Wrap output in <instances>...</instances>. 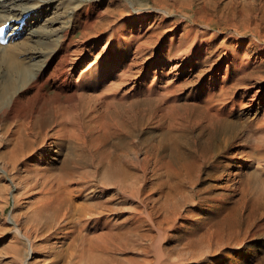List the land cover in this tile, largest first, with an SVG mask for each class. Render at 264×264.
Here are the masks:
<instances>
[{"label":"rangeland","instance_id":"obj_1","mask_svg":"<svg viewBox=\"0 0 264 264\" xmlns=\"http://www.w3.org/2000/svg\"><path fill=\"white\" fill-rule=\"evenodd\" d=\"M66 1H69L70 6H72V7L77 6L78 11L81 10L82 13H83V11H85L87 13L85 15H83L84 18L82 17V19L79 21V25L77 26L75 38H74V40L76 42L74 41L72 43V45L70 46V48L69 47H68V49L63 48L61 51L62 54L68 55V53H69L70 54L69 58H63V59L59 58L60 60L57 59L55 66L60 64L59 61H61V60H63V64H61L60 67L58 65V68L62 69L65 66H70V67H68V69L70 70V73H71L70 79L74 80V81H77V78H78V80L80 79L79 81L75 82L77 84L79 83L78 84V90L74 91L75 94L73 92H70L67 95H65L64 97H58L56 95H52L51 97H46V96H44V94H46L44 92H41L39 95L35 94L36 90L33 89L32 83H29L28 86L26 87V91H28V93L30 94L32 99L29 98V99H27V101L24 100V102L18 107L20 109H18L17 111H18V115L20 114L21 116L24 114L25 115L26 114H28V115L33 114L34 121H32L31 124L33 125V127L35 126L33 123H35L37 125V126H35V129L34 128L33 129L35 132L42 133V136H40V137L45 138V139H41V141H45V142H43L42 144L40 143V146L36 147L38 149V150L36 149L38 151V153H40L42 151L43 152L45 151V153H46V156L44 158V164H46V165L41 164L42 167H40V169L48 168L50 170V173L52 171L57 173V174H55V176L62 174L61 168L64 165L65 160L67 159V155L71 151L72 152L70 153V155L71 154L74 155L73 154L75 152V150L73 149L74 146L81 144V143L78 144L77 139H79V137L80 138L82 137L81 139L82 140L84 139L83 142H85L87 144H88L87 140H89L88 145L84 143L85 144L84 149H87V152H86V150H84L82 148L87 153V155L89 154L88 155L89 159L86 162V164H84L82 166V168L80 167V168H76L74 170L75 171L74 172L75 173V180H73L71 183H69L70 186H69L68 197L70 198V196L72 195L71 196L72 198H70V199H72V204H74L73 205L74 207L72 209H74L75 207L80 208V209H77L78 211H76V209L74 210V212L76 213L75 216H74V212L72 211V213H73L72 218L74 219V217H75L74 220L72 219L73 221L71 219L67 220L63 216H61V218H59V221L54 218V217H56L54 215L57 214L55 212L56 209H54L55 204H52V202L54 203V201H53L54 195H52V194L50 195L47 193V191H45L46 188L43 187L45 184L41 180L42 176L38 175L37 172H31V167H33L35 164L38 165L36 159L33 160V158H30L31 160L29 159L26 162L24 160L19 159L18 160L19 162H17V161H15L16 159L13 160V158H12L13 152L10 154V150L12 151V148H14L15 142H17L16 132L19 128V125L21 123H23L22 122L23 120H20V122H17L15 120L16 117L13 116L12 117L13 119L11 117H8V111L1 112V114H0V136L2 138L0 137V160L3 163L0 162V165H1L0 166V195H1L0 196V205H1L0 206V264H23V262H24V264H67V263L68 264H79L76 260L81 259V260H79V262H81V263L84 260L86 261V259L83 260V258L87 254H90V253L92 254L93 252H95V250L99 249L98 248L99 245H102V244H104L105 241H107L108 236L106 234H108V235L114 234L116 239L115 240L113 239L112 243L116 242V243H119L125 247V249L122 251V254L120 253L119 255H116L117 258L120 260V263H122V264H132L133 262H134L133 264H144V262L146 260H149L151 262V264H174L176 262H177L176 264H180V263L181 264H188L189 262H190L189 264H192V263L193 264H264V193L261 194L262 192H264V189L263 190L259 189L260 186H261V189L264 188V186H263L264 180H260L261 176H263L261 173H259V170H260V172H262L261 168L259 167L258 164H255V165H252L251 168H243L242 170H240L239 165L237 164V161H231L229 159L228 160L218 159L216 161V163L212 162V160H211L210 163H206L205 158L203 156L204 154L202 152L203 151V149H202L203 145L202 144L204 143L203 140H205V138L209 137L207 135H209L211 133V130L213 131L215 126H218L217 124H220L222 122V120H224V118L226 119L227 117H229L228 119L236 120V121H240V120L243 121L244 119H248L249 121H251V120L253 121V119L256 120V118H258V117H259L258 119H262V118L264 119V101L262 103H260L259 105H255V106L251 105L250 103L246 104L245 106L241 107L243 109L237 110L238 112L236 111L234 114L229 116L227 113H226V115H223L222 113L219 114L218 111L221 109V107H222L221 105H220L221 107H219V105L216 103L215 104L214 103L213 104L207 103V102L203 103V102H201V100L200 101L197 100L198 103L197 102L194 103L195 102V101H193L195 99L194 97L188 98V96L197 93L198 92L197 90L200 89V85H201V83H203V81H201L202 75H204V79L207 77V79H206L207 84L209 83V78H210V73H211V71H209V70H211L212 65H214L218 62V59L219 60H220V58L224 59L225 55L226 56L229 55L230 58H233L234 54H238L239 58H241L242 60L245 58H253V59L255 58L254 61H259L261 58H264V57H261V56L255 54V50L258 49L256 46L257 40H258L259 36H264V19H263L264 18V15H263L264 14V2H262L261 0H190V1L189 0H66ZM112 1H113V3H112ZM174 1H176V2H174ZM123 5H124V7H123ZM164 5L166 6V8ZM249 6H251V7L253 6V7L251 8ZM116 7H118V8H116ZM162 9H163V11H162ZM118 13H121V14H118ZM130 13H131V15H130ZM169 13H170V16H169ZM161 19H163V20H161ZM84 21H87V22H85L86 24L84 23ZM233 22H235V23H233ZM110 24H111V26H109ZM104 28H105V30H104ZM137 28H139V30H137ZM99 30H100V32H99ZM146 30H147V33L149 32L148 34L144 33ZM84 32L86 33V35H83ZM244 33L247 34V36H244L243 35ZM142 34H143V36H142ZM129 35H130V37H129ZM174 38H176V39H174ZM151 39L152 40L155 39V40L152 41ZM147 41H149V42H147ZM100 43H102V44H100ZM106 44H107V46H106ZM78 45H79V47H78ZM140 45H143V46H140ZM144 45H146V47ZM187 45H188V47H187ZM128 46H129V48H128ZM139 46H140V48H139ZM113 47L115 49L116 48L121 49L123 54H124V56H123L124 58H111V61L109 63H106V65H105L104 61L106 59V56L109 55V53ZM132 47H133V49H132ZM136 49L139 51H137ZM158 49L160 50V52ZM168 49H170V51ZM141 50H142V52H141ZM204 50H205V53H204ZM217 50H218L219 55L217 54ZM246 50H249L250 54L244 53ZM175 53H176V55H175ZM191 54H192V56H191ZM74 55H76V56H74ZM177 55H179V56H177ZM172 56L173 57L175 56V57L173 58ZM73 57H75V58H73ZM97 57H100V58L97 59ZM132 57H134L133 58L134 60L132 59ZM94 58H95V60H94ZM140 58H141V60H139ZM196 58L203 59L201 64H199L197 66V68H195L196 66L194 65V63H195L194 61ZM64 59L65 60L68 59L69 61L68 60L65 61ZM120 59H123L124 61L125 60L126 61L121 63V62H119ZM53 61L55 62L56 59H52L51 62L54 63ZM117 61L119 63H116ZM130 62H132L133 64H135V63H137V64L133 65V64H130ZM91 64H92V66H90ZM114 64L117 67L112 70V66ZM140 64H143L144 66L140 65ZM0 65H1L0 66V81H2L3 79L6 80V77H7L6 68L2 64H0ZM100 65H102V66H100ZM127 65H129V66H127ZM191 65L195 66L194 67L195 74L192 71ZM200 65L205 70H203L200 67ZM87 66H88V68L86 69ZM108 66H109V68H108ZM139 66H141V67H139ZM227 66H228V63H224L223 67L220 70H217V72H215L216 70L214 71L216 76H217V79H218L217 81H218L219 85L221 84L220 81L226 75V72H227L226 67ZM94 67H95V69H94ZM103 68L106 71L105 74L100 76V77H97ZM129 68H130V72H129ZM121 69L124 71L126 69V71H127V73L125 71L126 75H125L124 71L122 72ZM131 69H132V73H131ZM174 70H175V72H174ZM84 71H86V72H84ZM167 71H168V73H167ZM255 71L256 70H252V69L249 70L246 73V74H248L246 76L250 77V75H255ZM118 72H120V73L118 74ZM121 72L124 74L121 75ZM80 73L82 74V76ZM129 73H131V75ZM83 74H84V76H83ZM192 75H194L193 78H191ZM84 77L85 78L87 77L86 78L87 80ZM88 77L90 79H88ZM94 77H97V78L95 79ZM117 77L118 78L120 77V78L117 80ZM123 77H125L124 80H122ZM98 78H100V79H98ZM83 79H84V81H83ZM126 79H127V81H126ZM113 80H115V81H113ZM121 81H122V83H121ZM123 81L125 83H123ZM54 82L55 81H53V80L48 81L47 86H46L47 88L45 87L46 88L45 91L48 90V91L53 92L55 90L54 88L56 86L54 84ZM187 82H189V83H187ZM117 83H119L120 85L119 84L117 85ZM252 83H255V81L253 80ZM196 84H197V86H196ZM88 85H90V86L88 87ZM110 86H112V87H110ZM247 86L248 87H251V86L255 87L254 91H252V94H255L256 90H259L260 87L264 91V85L259 86L257 84H253V85L249 84ZM80 87H82L83 89ZM155 87H156V89H155ZM240 87H245V86L243 84ZM79 88L83 91H81ZM149 88H151V89H149ZM173 88H177V89L173 90ZM97 89H99L101 91H99ZM178 89H179V91H178ZM150 90H152L153 93H151L152 91H150ZM162 90H164V91L161 92ZM159 91L161 92V94ZM158 92H159V94H158ZM79 93H81V94H79ZM116 93H117V96H116ZM149 93H151V95ZM173 93H175V94H173ZM205 93H206V95L209 94L208 89H206V91L202 92V95L204 97H205ZM32 94H34V95H32ZM69 94L73 95V97L70 98L71 95H69ZM83 94H85V95H83ZM35 96H36V98H35ZM173 97H177V99L173 98ZM262 97L264 100V94L263 93H262ZM49 98H50V100H49ZM44 99H45V101H44ZM186 100H187V102H186ZM190 100H191V102H190ZM175 101H177V102H175ZM44 102H46V104H44ZM48 103H49V105H48ZM50 103H51V105H50ZM66 103H67V107H65ZM205 103H206V105H205ZM184 104H186V105L184 106ZM209 104L212 105L210 108H209V106H210ZM46 105H48V106H46ZM196 105H198V107ZM213 105L215 106V108H213L214 107ZM51 106H53V108ZM195 106L197 108H195ZM41 107L43 108L42 110H40ZM56 107H58V108H56ZM258 107H260V108L258 109ZM47 109H49V110H47ZM50 110H51V113H50ZM39 111H43V113L42 112L38 113ZM42 114H44V115H42ZM45 114L47 115L46 118H45ZM240 114L242 115V117ZM221 115H223V116L220 117ZM37 116H38V119L36 118ZM69 117H71L72 120L71 119L69 120L68 119ZM244 117H247V118H244ZM40 118H43V119H40ZM35 119L37 120V122L35 121ZM11 120H12V122H11ZM42 120H43V122H42ZM44 120L46 121L47 126H46V123H45V125L43 124L45 122ZM47 120L50 122H47ZM8 121L13 123L12 124L13 126L10 124L12 128L10 127V129H8L6 131L8 126H10ZM40 121L42 123H40ZM218 121H220V122L218 123ZM66 122H67V125H66ZM68 122L69 123L71 122V123L69 124ZM177 123H179L180 125L178 124V126H177ZM174 124H175V126H174ZM40 125H42L43 128ZM5 126H7V127H5ZM75 126H77L76 128L78 130L75 128ZM70 127H74V129L69 130ZM170 127L172 130L169 129ZM36 129H37V131H36ZM38 129L41 131H39ZM47 129H49V130H47ZM42 130H43V132H42ZM45 130H46V132H45ZM74 130H75V132H74ZM167 130H168V132H166ZM172 131H173V133H172ZM178 131H179V133H178ZM186 131H188V132L186 133ZM47 132H48V134H46ZM169 132H171V135ZM166 133H169V134H166ZM254 134H255L254 132H252L250 134L246 133V134L242 135L240 137V139H239V137H237L235 139L236 146L243 144L244 143L243 140L247 139V138H248L247 140L249 142H252L254 140ZM44 135H45V137H44ZM67 135H69V136L67 137ZM166 135H169V136L173 135V136L169 137ZM175 135H177L178 137H176ZM196 135L198 137L200 135L201 136L198 138ZM249 135H250V137H249ZM162 136H164V137L162 138ZM180 136H182V137H180ZM184 136H186V137H184ZM191 136L194 139H192ZM34 137L36 138V136L31 137V138H33L32 141L33 140L35 141ZM69 137H72V139H75V138H77V139L72 140ZM152 137H154L155 139L154 138L152 139ZM203 137H205V138H203ZM62 138H63V140H62ZM164 138H166V139H164ZM170 138H172V139H170ZM201 138H203V139H201ZM13 139L15 140V142L13 141ZM65 139H66V141H65ZM175 139H176V141H175ZM188 139H190L191 142ZM68 140H69V142H68ZM152 140H153V142H152ZM163 140L164 141L166 140V141L164 142ZM177 140H178V142H177ZM192 140H193V142H192ZM238 141H239V143H238ZM155 143H157L159 145L157 146V144H155ZM179 143H180V145H179ZM182 143L184 146H187V147H184L182 145ZM151 144H152V146H150ZM198 144H200L201 147ZM12 145H13V147H11ZM172 145H174L175 147ZM177 145H178L179 149L177 148V150H176ZM146 146L149 147V149H147ZM70 147H71V149H70ZM100 148L102 149L101 151H100ZM164 148H166V149H164ZM8 149H10V150H8ZM67 149H68V152H67ZM198 149H200V150H198ZM161 150H163L164 152H162ZM171 150H172V152H170ZM178 150L180 152V153L178 152V154H180V155H178L176 152ZM195 150L197 151V153L198 152L199 153L197 154ZM76 151H78V149ZM125 151H126V153H125ZM157 151L160 154H157ZM159 151H161L163 153V155ZM165 151H167V152H165ZM240 151H241V149L236 147L234 150L229 152L228 156L233 157L234 154L236 155ZM3 152H4V154H3ZM173 152H174V154H172ZM101 153L102 154L104 153V154L101 155ZM123 153H125V154H123ZM1 154H3V155H1ZM152 154H153V156H152ZM156 154L158 156H156ZM106 155L109 158L106 157ZM146 155H147V157H146ZM166 156H167V158L169 157L168 158L170 160V161L168 160L169 162L166 160L167 159ZM177 156H179V157H177ZM180 156H182V158ZM149 157H152V158H149ZM163 157L166 159H164ZM101 158L104 159L105 165L109 163L110 166L108 164L107 170H105V171L101 170L100 171L101 173L99 172V174L94 175V174H96V172H98L97 168H98L99 164H97V163L101 160ZM117 158H119V159H117ZM156 158H158L159 161L163 158L162 159L163 161L159 162L158 159H156ZM2 159H4V160L2 161ZM10 159H12L11 160L12 162L10 161ZM112 159L113 160L117 159L116 160L117 163H116V161L113 162ZM121 159L123 162L121 161ZM203 160H204V162H203ZM5 161H7L8 163ZM93 161H95V162H93ZM4 162L7 164H5ZM23 162H25V163L23 164ZM14 163H15V165H14ZM26 163H29V164H27L29 167L28 169H26V167H25ZM123 163H125V164L127 163L126 165H128V166H126ZM146 163H150V164H146ZM201 163H203V164H201ZM8 164H9V166H8ZM182 164H183V166H182ZM235 164L238 166H235ZM156 165L158 167L157 170H156ZM152 166H153V168H150ZM169 166H171V167L168 168ZM227 166H229V167L231 166L230 170L226 169ZM83 167H85L87 169L85 170V168H83ZM160 167H161V169H160ZM91 168H93V169H91ZM116 168H118V169L116 170ZM9 169H11L12 171L11 170L9 171ZM89 169H91L93 171H91ZM170 169L172 171H174L175 173H177L178 177H176V179L174 176H177V175L174 172H172ZM257 169H259V170H257ZM3 170H5V171L3 172ZM112 170H114V171H112ZM122 170H124V171H122ZM126 170H127V172H126ZM89 171H91V172H89ZM156 171H158V172H156ZM164 171H166V172H164ZM178 171H180L181 174H183V175H181L180 172H178ZM220 171H222V172H220ZM23 172H24V174H23ZM53 172H52V175H54ZM93 172H95V173H93ZM104 172H106L107 174ZM234 172L235 173L242 172V173H240V175H241V178L244 179L246 185L240 187L239 185L237 186V184L235 185L232 183V180H234L233 179L234 174H235ZM92 173L94 176L92 175ZM168 173L171 175V177ZM212 173H216L217 175H212ZM19 174H20V176H18ZM27 174H29V175H27ZM110 174H112V177ZM159 174H160V176H159ZM242 174L243 175L245 174V175L243 176ZM30 175H33V176H30ZM84 175H88V177H89V175H92L89 177L88 180L89 181L93 180L97 184V186L99 188V189H97L98 192L93 193L92 195L90 193V190H86L85 192H81L82 187L79 184L82 183L81 177ZM164 175L165 176L167 175V176L165 178H163ZM187 175H189V176H187ZM194 175L195 176L197 175L196 176L197 178ZM138 176H139V178H138ZM161 176H163V177H161ZM223 176H224V178H223ZM12 177L13 178L15 177V179H13ZM30 177H32V178H30ZM229 177H230V179H229ZM249 177H251V178H249ZM36 179H38V180H36ZM168 179H170V181ZM197 179H199V180H197ZM249 179H252V180L256 179V180H255V182L253 181V183H252V181H249ZM139 180H140V182L137 183ZM246 180L248 181L249 184L247 183ZM77 181H79V182H77ZM161 181H163V182H161ZM191 181H192V183H191ZM259 182H261L260 183L261 185H258ZM20 183H22L21 185L23 187L20 186ZM23 183L26 185H24ZM75 183H76V185H75ZM159 183H160V185H159ZM177 183L179 186L177 185ZM113 184H116V185H113ZM139 184H141V187ZM173 184H174V186L177 185V187H175V189H174V186H172ZM192 184L193 185L195 184V185L193 186ZM29 185H30V190L28 189ZM169 185H170V187H169ZM247 185L250 188L253 185L254 188L252 187L251 188L252 190H251L249 187H246ZM101 186H102V188H100ZM32 187H33V189H32ZM41 187L43 190L41 189ZM89 187L90 186H88V188ZM134 187H136V188H134ZM167 187L169 190H167ZM56 188H58V187H56ZM103 188H106V189L108 188L110 190L115 188V190L109 192L110 193L109 194V193H107L108 191L104 190ZM202 188H204L205 190ZM73 189L75 190V192L73 191ZM201 189H202V191H201ZM241 189L245 190V192H247V193L240 191ZM257 189H259L260 191ZM246 190H248V191H246ZM100 191H102V192H100ZM71 192H74V193L71 194ZM159 192H161V193H159ZM253 192H255V193H253ZM256 192H259V193H256ZM122 193H124L126 196ZM169 194H170V196H169ZM257 194H260V196ZM149 195H150V198L152 197V199L149 198ZM152 195H154V196H152ZM15 196H16V198H15ZM42 196H44V197H42ZM100 196L102 197V200H101L102 202L108 201L109 199H111V197L115 196V199H117V201L119 203L107 204V206L109 205L108 207L110 209H112V211L106 212L107 213V214H105L106 216L104 215L106 218L103 216L100 219L101 221L99 220L96 224H95V222H89L87 225L84 226V228L81 227L79 229L80 234H79L78 239L81 236L80 239L81 240L83 239V240H82V242H80L81 240L79 239L75 244L76 247L74 248V244H72V241L74 240V238H71V234L74 233V232H71L72 226H74L76 224L77 225L79 224L78 226H81L82 225L81 223H83L84 220H87V218H84V217L81 219L80 218L78 219V217H81V216L80 215L77 216L78 215L77 212H80L82 209H84V207H86L87 204L88 205L93 204L94 200L96 198H99ZM185 196H188V197H185ZM227 196H228V198H227ZM106 197L109 199L107 200ZM255 197H258V198L261 197V199L256 198V200H255L254 199ZM47 198H50V199L52 198L51 203ZM191 198H193V199L191 200ZM249 198H251V199H249ZM157 199L158 200L160 199V200L156 201ZM90 200L93 202L89 204V202H91ZM187 200H190L191 202L187 201ZM198 200H200V201H198ZM254 200L256 201V203H257V201L259 203L256 204ZM260 200H262V201H260ZM161 201H164L166 204L163 206L162 204H164V202H161ZM173 202H174V204H173ZM83 203H87V204L85 205ZM40 204L42 205V207ZM43 204H45V205H43ZM48 204H52V208H51V205H48ZM158 204L163 206V207L160 208L161 206H159ZM78 205H79V207H78ZM80 205L81 206L84 205V207L82 208V207H80ZM88 205H87V207H88ZM117 205H119V206H117ZM154 205H155V207H154ZM167 205L171 206V207L167 208ZM47 206L49 208H51V211L53 210V212H55V213L48 211L46 208ZM112 206L116 207L115 208L116 211L113 210L114 208ZM141 206H142V208H140ZM40 207H41V209H40ZM117 207L118 208L122 207L121 208L122 210H120V208L118 209ZM254 207H256V209H254ZM257 207H259V208H257ZM44 208L46 209L47 212H44L45 211ZM136 208H137V210H136ZM155 208L159 213H157L156 210L154 211ZM157 208H159L160 210ZM174 208H175V210H172ZM42 209H43V212H41ZM161 209L162 210L164 209V210L162 211ZM167 209L169 212H166ZM38 211L41 212L43 217H41V214ZM170 211H171V213H170ZM37 212L40 214V216L36 215V214H38ZM43 213L45 215H43ZM33 214L35 217L33 216ZM150 214H151V216L153 214L152 218H153V220H154L153 222L155 224L153 222H151L150 219L147 218V215H150ZM163 214H165V215H163ZM171 214L173 216L175 215V218ZM154 215H156L157 217ZM36 216L40 217V219L44 218L41 221L43 223H45V226L43 225V223L41 224V221L39 222V220H40L39 218H38L39 220H37ZM44 216H46V217H44ZM47 216L48 217L54 216V217L47 218ZM171 216H172L171 219H173V221L169 220L170 219L169 217H171ZM132 217H133V219H132ZM47 219H48V221H47ZM166 219H167L168 223H167ZM215 219L219 222L218 224H217V221ZM52 220H53V223L51 222ZM82 220H83V222H81ZM208 220L209 221L211 220L212 222L211 221L209 222ZM44 221H46V222H44ZM74 222H75V224H74ZM172 222H173V224H172ZM206 222L208 223V225L210 227H207ZM36 223H38L39 225L37 224V226H34V225H36ZM65 223L66 224L68 223V224L65 225ZM142 223H143V225H142ZM46 224H49V225H46ZM174 224H176V227H172ZM31 225H33V226L31 227ZM41 226H42V228H41ZM17 227H19L20 230L23 232V234L28 236L30 238V240L32 241V243L34 245V251L33 252H31L29 250L28 243L26 241H24L21 237L18 236V232L16 231ZM36 227H37V229H33ZM163 227H164V229H163ZM101 228H103V229H101ZM223 228H225V231ZM82 230H85V232ZM135 230H137V231H135ZM211 231L213 233H211ZM104 232H106V233H104ZM109 232H110V234H109ZM160 232H162V233H160ZM163 232H166L167 235H166V233L163 234ZM220 233H223L224 235L220 234ZM86 234H88V235H86ZM93 234H95L96 236H98V235L99 236L96 237ZM208 234L210 235V237L211 236L212 237L208 238L209 237ZM76 235L78 236V234H76ZM101 235H103V237ZM105 235L107 236V239H106ZM164 235H166L167 238H165ZM220 235H222V236H220ZM32 236H33V238H32ZM157 236H161V238H159V237L157 238ZM168 236H169V238H168ZM216 236H217V238H216ZM84 237H85V239H84ZM88 237H90V238H88ZM91 237L93 240H89V239H91ZM99 237L102 239H100ZM199 237H201L200 239L205 240V241L201 242ZM95 238H97V239L95 240ZM164 238H165V240H164ZM212 239H213V241H212ZM221 239H223V240L225 239V240L223 241ZM207 240H208V242L210 241L209 247H211V248L208 247V244H207L208 242L206 243ZM94 241L97 242L99 245L97 244L98 246H96V243ZM121 241H122V243H120ZM159 241H160V243H159ZM237 241L239 242V244ZM93 242H94V244H93ZM220 242H223V243H220ZM50 243H52V244H50ZM88 243H90L91 246L87 245ZM205 243L207 244V246ZM69 244H71L73 248ZM62 245L64 248L62 247ZM85 245L87 246L86 248H85ZM83 246L85 249L83 248ZM182 246H184V247L182 248ZM185 246H187V247H185ZM192 246H194V247H192ZM215 246H218V247L220 246L221 248L219 247L220 248L219 249L218 247H215ZM55 247L57 250L55 249ZM60 247H62V248H60ZM91 247H95V248H91ZM130 247H132V248H130ZM215 248H218V250ZM58 249H61L62 253ZM62 249H64V250H62ZM82 249H83V251H82L83 253L81 252ZM214 249H215V251H214ZM100 250L101 249H99L96 252H99ZM150 250H151V252H150ZM69 251L73 252V254L71 253L72 254L71 255ZM58 252H60L61 254ZM65 252H66V254H65ZM150 253H152V254H150ZM183 254H184V256H183ZM70 255L73 258L74 257L75 258L73 259ZM186 255H188V256H186ZM195 258H197L199 261L197 262V259H195ZM69 259H71V260L68 261ZM53 261H54V263H53ZM137 261H139V262H137Z\"/></svg>","mask_w":264,"mask_h":264},{"label":"bare ground","instance_id":"obj_2","mask_svg":"<svg viewBox=\"0 0 264 264\" xmlns=\"http://www.w3.org/2000/svg\"><path fill=\"white\" fill-rule=\"evenodd\" d=\"M190 1V0H189ZM262 2H264V0H261ZM149 2V1H148ZM174 2H176V1H174ZM219 2V1H218ZM221 2V1H220ZM111 3V2H110ZM112 3H113V1H112ZM245 3V2H244ZM78 4V3H77ZM132 4V3H131ZM158 4V3H157ZM165 6V5H164ZM231 6V5H230ZM261 6V5H260ZM123 7H124V5H123ZM131 7V6H130ZM162 7V6H161ZM185 7V6H184ZM249 7H251V6H249ZM253 7V6H252ZM251 7V8H252ZM257 7V6H256ZM262 7V6H261ZM116 8H118V7H116ZM165 8H166V6H165ZM205 8V7H204ZM203 8V9H204ZM92 9V8H91ZM96 9V8H95ZM115 9V8H114ZM202 9V8H201ZM222 9V8H221ZM85 10V9H84ZM111 10V9H110ZM213 10V9H212ZM248 10V9H247ZM250 10V9H249ZM262 10V9H261ZM155 11V10H154ZM162 11H163V9H162ZM166 12V11H165ZM207 12V11H206ZM226 12V11H225ZM255 12V11H254ZM87 12H85V11H83V13H82V11L81 10H77V6L76 7H72V6H70V2L69 1H66V0H0V64H2V65H4L5 66V68H6V73H7V77H6V80H2V81H0V114H1V112H6V111H8V117H16V121L17 122H20V120H23L22 122L23 123H21L20 125H19V128H18V130H17V132H16V136H17V142H15V140L13 139V141L15 142V144H14V148H12V151L10 150V149H8V150H10V154L13 152V156H12V158H13V160L14 159H16L15 161H17V162H19L18 160L20 159V160H24L25 162L26 161H28L30 158H33V160L34 159H36V161H37V163H38V165L37 164H35L33 167H31V172H37V174L38 175H40V176H42V181H43V183L45 184L43 187L44 188H46V190L45 191H47V193L48 194H52V195H54L53 197H54V203L52 202V204H55V207H54V209H56V213L57 214H53V213H55V212H53V210L51 211V208H52V204H48V205H51V208H49L48 206L46 207L47 208V210L48 211H51V212H53L52 214L54 215V216H56V217H54V216H51V217H54L56 220H58L59 221V218H61V216H63L65 219H73L72 218V211L74 212V210L76 209V211H78L77 209H80V208H74V209H72L74 206V204H72V199H70V198H72L71 196H70V198L68 197V193H69V186H70V184L69 183H71L73 180H75V169L76 168H82V166L84 165V164H86V162L88 161V155H87V149H84V145L85 144H87V143H85V142H83V140L79 137V139H77V138H75V139H72V137H69L70 139H72V140H78V144L79 143H81V144H79V145H77V146H74V150H75V152L73 153L74 155H70V153L72 152H70L68 155H67V159L65 160V162H64V165L62 166V168H61V171H62V174H60V175H57V176H55V174H57V173H55V172H53L54 173V175H52V172L50 173V170L48 169V168H42V169H40V167H42L41 166V164H44V158H45V156H46V153H45V151L43 152H40V153H38V149L36 148V147H38V146H40V143L42 144L43 142H45V141H41V139H45V138H42V137H40V136H42V133H38V132H35L34 131V129H35V126H37L35 123H33L35 126L33 127V125L31 124L32 123V121H34V116H33V114H31V115H28V114H24V115H18V109H20V108H18L23 102H24V100H26L27 101V99H29V98H31V96H30V94L28 93V91H26V87L28 86V84L29 83H32V85H33V89L34 90H36V93L35 94H37V95H39L41 92H44V93H46V94H44V96H46V97H51L52 95H56V96H58V97H64L65 95H67L68 93H70V92H73L74 93V91H76V90H78V84L77 83H75V82H77V81H79L78 80V78H77V81H74V80H71L70 79V75H71V73H70V70L68 69V67H70V66H65V67H63L62 69L61 68H58V65H59V67L61 66V64H63V60H61V61H59V63L60 64H58V65H56L55 66V64H56V62H57V59H59V58H69V56H70V54L68 53V55L67 54H62V49L63 48H66V49H68V47L70 48V46L72 45V43L75 41L74 40V38H75V33H76V29H77V26L79 25V21L82 19V17H83V15H85ZM94 13V12H93ZM140 13V12H139ZM147 13V12H146ZM155 13V12H154ZM157 13V12H156ZM261 13V12H260ZM95 14V13H94ZM98 14V13H97ZM96 14V15H97ZM116 14V13H115ZM118 14H121V13H118ZM159 14V13H158ZM95 15V16H96ZM130 15H131V13H130ZM146 15V14H145ZM148 15V14H147ZM261 15V14H260ZM264 15V14H263ZM133 16V15H132ZM169 16H170V13H169ZM219 16V15H218ZM239 16V15H238ZM100 17V16H99ZM125 17V16H124ZM162 17V16H161ZM233 17V16H232ZM256 17V16H255ZM84 18V17H83ZM121 18V17H120ZM159 18V17H158ZM235 18V17H234ZM165 19V18H164ZM242 19V18H241ZM257 19V18H256ZM264 19V18H263ZM97 20V19H96ZM99 20V19H98ZM155 20V19H154ZM161 20H163V19H161ZM217 20V19H216ZM215 20V21H216ZM234 20V19H233ZM126 21V20H125ZM165 21V20H164ZM85 22H87V21H84V23ZM182 22V21H181ZM240 22V21H239ZM90 23V22H89ZM118 23V22H117ZM153 23V22H152ZM233 23H235V22H233ZM237 23V22H236ZM243 23V22H242ZM251 23V22H250ZM86 24V23H85ZM88 24V23H87ZM104 24V23H103ZM244 24V23H243ZM257 24V23H256ZM114 25V24H113ZM108 26V25H107ZM109 26H111V24L109 25ZM108 26V27H109ZM130 27V26H129ZM261 27V26H260ZM99 28V27H98ZM251 28V27H250ZM141 29V28H140ZM104 30H105V28H104ZM107 30V29H106ZM137 30H139V28H137ZM86 31V30H85ZM89 31V30H88ZM87 31V32H88ZM128 31V30H127ZM144 31V30H143ZM158 31V30H157ZM99 32H100V30H99ZM133 32V31H132ZM159 32V31H158ZM135 33V32H134ZM143 33V32H142ZM144 33H147V30L144 32ZM149 33V32H148ZM147 33V34H148ZM191 33V32H190ZM259 33V32H258ZM107 34V33H106ZM129 34V33H128ZM131 34V33H130ZM187 34V33H186ZM83 35H86V33L84 32L83 33ZM161 35V34H160ZM244 36H247V34H243ZM96 36V35H95ZM132 36V35H131ZM142 36H143V34H142ZM209 36V35H208ZM121 37V36H120ZM119 37V38H120ZM129 37H130V35H129ZM128 37V38H129ZM153 37V36H152ZM156 37V36H155ZM187 37V36H186ZM207 38V37H206ZM106 39V38H105ZM150 39V38H149ZM174 39H176V38H174ZM213 39V38H212ZM239 39V38H238ZM145 40V39H144ZM152 40V39H151ZM153 40H155V39H153ZM152 40V41H153ZM159 40V39H158ZM161 40V39H160ZM236 40V39H235ZM87 41V40H86ZM112 41V40H111ZM256 41V40H255ZM76 42V41H75ZM100 42V41H99ZM121 42V41H120ZM119 42V43H120ZM136 42V41H135ZM145 42V41H144ZM147 42H149V41H147ZM177 42V41H176ZM83 43V42H82ZM95 43V42H94ZM111 43V42H110ZM124 43V42H123ZM126 43V42H125ZM131 43V42H130ZM141 43V42H140ZM151 43V42H150ZM157 43V42H156ZM210 43V42H209ZM93 44V43H92ZM100 44H102V43H100ZM99 44V45H100ZM154 44V43H153ZM159 44V43H158ZM157 44V45H158ZM211 44V43H210ZM77 45V44H76ZM119 45V44H118ZM128 45V44H127ZM130 45V44H129ZM189 45V44H188ZM188 45H187V47H188ZM239 45V44H238ZM87 46V45H86ZM106 46H107V44H106ZM105 46V47H106ZM120 46V45H119ZM118 46V47H119ZM131 46V45H130ZM140 46H143V45H140ZM140 46H139V48H140ZM145 47H146V45H144ZM256 46H257V48L258 49H256L255 50V54H257V55H259V56H261V57H264V36H259V38H258V40H257V43H256ZM73 47V46H72ZM76 47V46H75ZM78 47H79V45H78ZM116 47V46H115ZM122 47V46H121ZM136 47V46H135ZM171 47V46H170ZM200 47V46H199ZM213 47V46H212ZM241 47V46H240ZM249 47V46H248ZM85 48V47H84ZM128 48H129V46H128ZM168 48V47H167ZM239 48V47H238ZM254 48V47H253ZM115 48L113 47L112 48V50L110 51V53H109V55H107L106 56V59H105V65H106V63H109L110 61H111V58H124L123 56H124V54H123V52H122V50L121 49H115ZM126 49V48H125ZM132 49H133V47H132ZM166 49V48H165ZM179 49V48H178ZM184 49V48H183ZM206 49V48H205ZM211 49V48H210ZM209 49V50H210ZM71 50V49H70ZM77 50V49H76ZM81 50V49H80ZM114 50V51H113ZM137 50V49H136ZM135 50V51H136ZM146 50V49H145ZM151 50V49H150ZM159 50V49H158ZM167 50V49H166ZM169 51H170V49H168ZM203 50V49H202ZM64 51V50H63ZM83 51V50H82ZM137 51H139V50H137ZM183 51V50H182ZM66 52V51H65ZM131 52V51H130ZM134 52V51H133ZM141 52H142V50H141ZM159 52H160V50H159ZM162 52V51H161ZM168 52V51H167ZM80 53V52H79ZM103 53V52H102ZM129 53V52H128ZM132 53V52H131ZM140 53V52H139ZM149 53V52H148ZM202 53V52H201ZM204 53H205V50H204ZM208 53V52H207ZM244 53H247V54H250V51L249 50H246ZM141 54V53H140ZM186 54V53H185ZM217 54H218V50H217ZM78 55V54H77ZM128 55V54H127ZM136 55V54H135ZM175 55H176V53H175ZM201 55V54H200ZM216 55V54H215ZM219 55V54H218ZM74 56H76V55H74ZM99 56V55H98ZM137 56V55H136ZM177 56H179V55H177ZM185 56V55H184ZM191 56H192V54H191ZM190 56V57H191ZM154 57V56H153ZM173 57V56H172ZM171 57V58H172ZM175 57V56H174ZM173 57V58H174ZM182 57V56H181ZM180 57V58H181ZM73 58H75V57H73ZM82 58V57H81ZM98 58H100V57H97V59ZM102 58V57H101ZM134 57H132V59H133ZM204 58V57H203ZM52 59H56V61L54 62V63H52L51 61H52ZM78 59V58H77ZM92 59V58H91ZM146 59V58H145ZM169 59V58H168ZM184 59V58H183ZM210 59V58H209ZM60 60V59H59ZM65 60V59H64ZM68 60V59H67ZM67 60H65V61H67ZM76 60V59H75ZM93 60V59H92ZM94 60H95V58H94ZM134 60V59H133ZM132 60V61H133ZM139 60H141V58L139 59ZM144 60V59H143ZM149 60V59H148ZM166 60V59H165ZM202 60L203 59H198V58H196L195 59V63H194V65L196 66H194V65H191L192 66V71H193V73L195 74V71H194V67L195 68H197V66L199 65V64H201V62H202ZM255 60V58L253 59V58H245V59H241V58H239V56H238V54H234L233 55V58H230V56L228 55V56H224V59H222V58H220V60L218 59V62L216 63V64H214V65H212V67H211V70H209V71H211V73H210V78H209V83L207 84V81H206V79H207V77L204 79V75H202L201 76V81H203V83H201V85H200V89L199 90H197L196 92L197 93H195V94H192V95H190V96H188V98L189 97H194L195 99L193 100V101H195L194 103H196L197 102V100L198 101H200L201 100V102H207V103H216V104H218L219 105V107H221V109L218 111L219 112V114L220 113H222L223 115H226V113L230 116V115H232V114H234L237 110H241V109H243V108H241V107H243V106H245L246 104H251V105H253V106H255V105H259L260 103H262L264 100H263V97H262V93L264 94V91L262 90V88L260 87V89L259 90H256V93L255 94H252V91H254V89H255V87H253V86H251V87H248L247 85H249V84H257V85H264V58H261L259 61H254ZM69 61V60H68ZM73 61V60H72ZM103 61V60H102ZM126 61V60H125ZM123 59H120L119 60V62H121V63H123V62H125ZM128 61V60H127ZM131 61V60H130ZM213 61V60H212ZM91 62V61H90ZM118 61L116 62V63H119ZM134 62V61H133ZM171 62V61H170ZM210 62V61H209ZM86 63V62H85ZM120 63V64H121ZM224 63H228V66L226 67L227 68V72H226V75L224 76V78L220 81L221 82V84L219 85L218 84V79H217V76H216V74H215V72H217V70H220L222 67H223V64ZM128 64V63H127ZM130 64H133L132 62H130ZM129 64V65H130ZM135 64H137V63H135ZM135 64H133V65H135ZM172 64V63H171ZM67 65V64H66ZM70 65V64H69ZM73 65V64H72ZM97 65V64H96ZM104 65V64H103ZM111 65V64H110ZM129 65H127V66H129ZM140 65H143V64H140ZM170 65V64H169ZM1 66V65H0ZM90 66H92V64L90 65ZM95 66V65H94ZM99 66V65H98ZM100 66H102V65H100ZM144 66V65H143ZM154 66V65H153ZM205 66V65H204ZM208 66V65H207ZM3 67V66H2ZM117 66L114 64L113 66H112V70L114 69V68H116ZM131 67V66H130ZM139 67H141V66H139ZM200 67H201V65H200ZM210 67V66H209ZM225 67V66H224ZM4 68V69H5ZM88 68V66L86 67V69ZM108 68H109V66H108ZM120 68V67H119ZM133 68V67H132ZM135 68V67H134ZM171 68V67H170ZM173 68V67H172ZM202 68V67H201ZM85 69V70H86ZM94 69H95V67H94ZM203 70H205L204 68H202ZM256 70L255 71V75H250V77L248 76H246V75H248V74H246L249 70ZM74 70V69H73ZM93 70V69H92ZM97 70V69H96ZM122 70V69H121ZM120 70V71H121ZM196 70V69H195ZM216 70V71H215ZM259 70V71H258ZM119 71V70H118ZM124 70H122V72H123ZM125 71H126V69H125ZM125 71H124V73H125ZM172 71V70H171ZM177 71V70H176ZM197 71V70H196ZM215 71V72H214ZM222 71V70H221ZM84 72H86V71H84ZM83 72V73H84ZM105 70H104V68L100 71V74L97 76V77H100V76H102V75H104L105 74ZM121 72V75L122 74H124V73H122ZM129 72H130V68H129ZM165 72V71H164ZM174 72H175V70H174ZM120 72H118V74H119ZM126 73H127V71H126ZM126 73H125V75H126ZM131 73H132V69H131ZM131 73H129L130 75H131ZM167 73H168V71H167ZM170 73V72H169ZM178 73V72H177ZM197 73V72H196ZM199 73V72H198ZM81 74V73H80ZM85 74V73H84ZM84 74H83V76H84ZM88 74V73H87ZM97 74V73H96ZM107 74V73H106ZM116 74V73H115ZM128 74V75H129ZM225 74V73H224ZM91 75V74H90ZM93 75V74H92ZM81 76H82V74H81ZM80 76V77H81ZM95 76V75H94ZM97 77H94L95 79L97 78ZM108 77V76H107ZM194 77V75H192L191 76V78H193ZM197 77V76H196ZM203 77V78H202ZM75 78V77H74ZM85 78V77H84ZM87 78V77H86ZM85 78V79H86ZM105 78V77H104ZM120 78V77H119ZM118 77H117V80L119 79ZM124 78L125 77H123V79L122 80H124ZM154 78V77H153ZM159 78V77H158ZM222 78V77H221ZM88 79H90L89 77H88ZM92 79V78H91ZM98 79H100V78H98ZM155 79V78H154ZM157 79V78H156ZM188 79V78H187ZM50 80H53V81H55L54 82V84L56 85L55 86V90L53 91V92H51V91H48V90H46L45 91V89L47 88L46 86H47V83H48V81H50ZM87 80V79H86ZM108 80V79H107ZM112 80V79H111ZM121 80V79H120ZM253 80L255 81V83H252L253 82ZM83 81H84V79H83ZM91 81V80H90ZM89 81V82H90ZM94 81V80H93ZM113 81H115V80H113ZM126 81H127V79H126ZM155 81V80H154ZM187 81V80H186ZM190 81V80H189ZM252 81V82H251ZM107 82V81H106ZM120 82V81H119ZM86 83V82H85ZM97 83V82H96ZM121 83H122V81H121ZM123 83H125L124 81H123ZM187 83H189V82H187ZM199 83V82H198ZM119 83H117V85H118ZM244 84V86L245 87H240V86H242ZM103 85V84H102ZM115 85V84H114ZM120 85V84H119ZM154 85V84H153ZM152 85V86H153ZM184 85V84H183ZM90 85H88V87H89ZM109 86V85H108ZM151 86V87H152ZM174 86V85H173ZM196 86H197V84H196ZM46 87V88H45ZM100 87V86H99ZM110 87H112V86H110ZM114 87V86H113ZM120 87V86H119ZM157 87V86H156ZM156 87H155V89H156ZM175 87V86H174ZM80 88H82V87H80ZM79 88V89H80ZM93 88V87H92ZM141 88V87H140ZM196 88V87H195ZM30 89V88H29ZM83 89V88H82ZM94 89V88H93ZM147 89V88H146ZM145 89V90H146ZM149 89H151V88H149ZM164 89V88H163ZM175 89H177V88H173V90H175ZM180 89V88H179ZM179 89H178V91H179ZM206 89H208V92H209V94H207L206 95V93H205V97L202 95V92H204V91H206ZM81 90V89H80ZM97 90H99V89H97ZM117 90V89H116ZM154 90V89H153ZM81 91H83V90H81ZM88 91V90H87ZM99 91H101V90H99ZM115 91V90H114ZM113 91V92H114ZM150 91H152V90H150ZM164 90H162L161 92H163ZM172 91V90H171ZM170 91V92H171ZM116 92V91H115ZM118 92V91H117ZM157 92V91H156ZM160 92V91H159ZM159 92H158V94H159ZM161 92H160V94H161ZM86 93V92H85ZM119 93V92H118ZM146 93V92H145ZM151 93H153V91L151 92ZM151 93H149L150 95H151ZM172 93V92H171ZM176 93V92H175ZM175 93H173V94H175ZM42 94V95H43ZM75 94V93H74ZM79 94H81V93H79ZM148 94V93H147ZM172 94V95H173ZM32 95H34V94H32ZM69 95H71V94H69ZM68 95V96H69ZM83 95H85V94H83ZM116 96H117V93H116ZM144 96V95H143ZM146 96V95H145ZM155 96V95H154ZM169 96V95H168ZM176 96V95H175ZM179 96V95H178ZM203 96V97H202ZM73 97V95H71L70 96V98H72ZM35 98H36V96H35ZM166 98V97H165ZM171 98V97H170ZM173 98H176L177 99V97H173ZM172 98V99H173ZM32 99V98H31ZM54 99V98H53ZM67 99V98H66ZM175 99V100H176ZM180 99V98H179ZM39 100V99H38ZM49 100H50V98H49ZM58 100V99H57ZM188 100V99H187ZM187 100H186V102H187ZM43 101V100H42ZM41 101V102H42ZM44 101H45V99H44ZM47 101V100H46ZM180 101V100H179ZM29 102V101H28ZM49 102V101H48ZM60 102V101H59ZM175 102H177V101H175ZM189 102V101H188ZM190 102H191V100H190ZM72 103V102H71ZM198 103V102H197ZM25 104V103H24ZM35 104V103H34ZM41 104V103H40ZM44 104H46V102H44ZM58 104V103H57ZM56 104V105H57ZM200 104V103H199ZM202 104V103H201ZM32 105V104H31ZM43 105V104H42ZM48 105H49V103H48ZM48 105H46V106H48ZM50 105H51V103H50ZM73 105V104H72ZM179 105V104H178ZM186 104H184V106H185ZM203 105V104H202ZM205 105H206V103H205ZM210 105V104H209ZM217 105V106H218ZM221 105V106H220ZM37 106V105H36ZM60 106V105H59ZM180 106V105H179ZM182 106V105H181ZM197 107H198V105H196ZM195 106V108H197ZM212 105H210L209 106V108L211 107ZM214 106V105H213ZM248 106V105H247ZM52 108H53V106H51ZM62 107V106H61ZM65 107H67V103H66V106ZM176 107V106H175ZM191 107V106H190ZM193 107V106H192ZM204 107V106H203ZM218 107V108H219ZM39 108V107H38ZM46 108V107H45ZM44 108V109H45ZM56 108H58V107H56ZM60 108V107H59ZM174 108V107H173ZM206 108V107H205ZM213 108H215V106L213 107ZM217 108V109H218ZM240 108V109H239ZM260 107H258V109H259ZM262 108V107H261ZM43 108L41 107L40 108V110H42ZM39 110V109H38ZM47 110H49V109H47ZM52 110V109H51ZM51 110H50V113H51ZM56 110V109H55ZM216 110V109H215ZM249 110V109H248ZM25 111V110H24ZM23 111V112H24ZM63 111V110H62ZM65 111V110H64ZM37 112V111H36ZM40 112H42L43 113V111H39L38 113H40ZM217 112V111H216ZM238 112V111H237ZM48 113V112H47ZM245 113V112H244ZM4 114V113H3ZM69 114V113H68ZM252 114V113H251ZM42 115H44V114H42ZM53 115V114H52ZM217 115V114H216ZM223 115H221L220 117H222ZM227 115V116H228ZM241 115V114H240ZM247 115V114H246ZM46 114H45V118H46ZM54 116V115H53ZM57 116V115H56ZM249 116V115H248ZM254 116V115H253ZM43 117V116H42ZM217 117V116H216ZM219 117V116H218ZM241 117H242V115H241ZM255 117V116H254ZM37 119H38V116L36 117ZM51 118V117H50ZM229 117H227L226 119L224 118V120H222V122L220 123V124H217L218 126H215V128H214V130L212 131L211 130V133L209 134V135H207V136H209V137H207V138H205V137H203V138H205V140H203L204 141V143L202 144L203 146H202V149H203V156H204V158H205V162L206 163H210L211 162V160H212V162H214V163H216V161L218 160V159H220V160H231V161H237V164L239 165V168H240V170H242L243 168H251V166L252 165H255V164H258L259 165V167L261 168V171L262 172H260V170L259 169H257V170H259V173H261L263 176H264V119L262 118V119H258V118H256V120H254L253 119V121L251 120V121H249L248 119H244L243 121L242 120H240V121H236V120H230V119H228ZM235 118V117H234ZM239 118V117H238ZM244 118H247V117H244ZM6 119V118H5ZM13 119V118H12ZM40 119H43V118H40ZM69 120L71 119L72 120V118L71 117H69L68 118ZM216 119V118H215ZM237 119V118H236ZM240 119V118H239ZM4 120V119H3ZM29 120V121H28ZM75 120V119H74ZM35 121L37 122V120L35 119ZM45 121V120H44ZM53 121V120H52ZM65 121V120H64ZM9 122V121H8ZM11 122H12V120H11ZM11 122H9V125L11 124H13V123H11ZM42 122H43V120H42ZM41 121H40V123H42ZM47 122H50V121H48L47 120ZM54 122V121H53ZM52 122V123H53ZM72 122V121H71ZM70 122V123H71ZM75 122V121H74ZM220 121H218V123H219ZM45 123H46V121L43 123L44 125H45ZM69 123V122H68ZM69 123V124H70ZM6 124V123H5ZM38 124V123H37ZM51 124V123H50ZM178 124L179 123H177V126H178ZM7 125V124H6ZM11 125L10 126H8V128L6 129V131L8 130V129H10V127H11ZM49 125V124H48ZM66 125H67V122H66ZM180 125V124H179ZM216 125V124H215ZM13 126V125H12ZM42 128H43V126L42 125H40ZM46 126H47V123H46ZM50 126V125H49ZM53 126V125H52ZM74 126V125H73ZM174 126H175V124H174ZM210 126V125H209ZM5 127H7V126H5ZM40 127V128H41ZM77 126H75V128H76ZM12 128V127H11ZM34 128V129H33ZM179 128V127H178ZM55 129V128H54ZM72 129H74V127H70V129L69 130H72ZM77 129V128H76ZM169 129H171V127L169 128ZM175 129V128H174ZM180 129V128H179ZM208 129V128H207ZM5 130V129H4ZM3 130V131H4ZM15 130V129H14ZM39 130V129H38ZM47 130H49V129H47ZM78 130V129H77ZM172 130V129H171ZM2 131V132H3ZM36 131H37V129H36ZM39 131H41V130H39ZM174 131V130H173ZM173 131H172V133H173ZM206 131V130H205ZM42 132H43V130H42ZM45 132H46V130H45ZM73 132V131H72ZM74 132H75V130H74ZM166 132H168V130L166 131ZM182 132V131H181ZM184 132V131H183ZM188 131H186V133H187ZM202 132V131H201ZM252 132H254L255 134H254V140L252 141V142H249L247 139H244L243 140V144H240V145H238V146H236V144H235V139L237 138V137H239V139H240V137L242 136V135H244V134H246V133H252ZM4 133V132H3ZM164 133V132H163ZM170 133V135H171V132H169ZM169 133H166V134H169ZM178 133H179V131H178ZM45 134V133H44ZM46 134H48V132L46 133ZM74 134V133H73ZM82 134V133H81ZM175 134V133H174ZM177 134V133H176ZM183 134V133H182ZM201 134V133H200ZM178 135V134H177ZM177 135H175L176 137H178ZM185 135V134H184ZM188 135V134H187ZM203 135V134H202ZM206 135V134H205ZM253 135V134H252ZM13 136V135H12ZM11 136V137H12ZM33 136H36V138H35V141L33 140L32 141V139L33 138H31V137H33ZM58 136V135H57ZM66 136V135H65ZM69 135H67V137H68ZM80 136V135H79ZM83 136V135H82ZM165 136V135H164ZM164 136H162V138L164 137ZM166 136H169V135H166ZM173 136V135H172ZM172 136H169V137H172ZM174 136V137H175ZM183 136V135H182ZM182 136H180V137H182ZM193 136V135H192ZM191 136V137H192ZM197 136V135H196ZM195 136V137H196ZM201 136V135H200ZM199 136V137H200ZM1 137V136H0ZM44 137H45V135H44ZM47 137V136H46ZM78 137V136H77ZM173 137V138H174ZM184 137H186V136H184ZM198 137V136H197ZM198 137V138H199ZM248 137V136H247ZM249 137H250V135H249ZM2 138V137H1ZM10 138V137H9ZM68 138V139H69ZM154 137H152V139H153ZM158 138V137H157ZM167 138V137H166ZM166 138H164V139H166ZM203 138H201V139H203ZM155 139V138H154ZM160 139V138H159ZM170 139H172V138H170ZM178 139V138H177ZM192 139H194L193 137H192ZM2 140V139H1ZM12 140V139H11ZM58 140V139H57ZM62 140H63V138H62ZM82 140V141H81ZM179 140V139H178ZM178 140H177V142H178ZM182 140V139H181ZM189 141H190V139H188ZM252 140V139H251ZM9 141V140H8ZM41 141V142H40ZM65 141H66V139H65ZM88 141V144H89V140H87ZM164 141V140H163ZM166 141V140H165ZM164 141V142H165ZM175 141H176V139H175ZM188 141V142H189ZM241 141V140H240ZM54 142V141H53ZM68 142H69V140H68ZM67 142V143H68ZM152 142H153V140H152ZM157 142V141H156ZM160 142V141H159ZM171 142V141H170ZM183 142V141H182ZM191 142V141H190ZM192 142H193V140H192ZM202 142V141H201ZM77 143V142H76ZM85 143V144H84ZM169 143V142H168ZM174 143V142H173ZM238 143H239V141H238ZM55 144V143H54ZM62 144V143H61ZM73 144V143H72ZM87 144V145H88ZM121 144V143H120ZM153 144V143H152ZM152 144L150 145V146H152ZM155 144H157V143H155ZM167 144V143H166ZM177 144V143H176ZM75 145V144H74ZM123 145V144H122ZM159 144H157V146H158ZM161 145V144H160ZM165 145V144H164ZM179 145H180V143H179ZM182 145H183V143H182ZM193 145V144H192ZM199 146H200V144H198ZM59 146V145H58ZM115 146V145H114ZM113 146V147H114ZM120 146V145H119ZM154 146V145H153ZM156 146V145H155ZM172 146H174V145H172ZM184 146V145H183ZM196 146V145H195ZM11 147H13V145L11 146ZM67 147V146H66ZM88 147V146H87ZM117 147V146H116ZM121 147V146H120ZM147 147V146H146ZM166 147V146H165ZM170 147V146H169ZM175 147V146H174ZM184 147H187V146H184ZM192 147V146H191ZM190 147V148H191ZM201 147V146H200ZM236 147H238L239 149H241V151L239 152V153H237L236 155L234 154V156L233 157H229L228 156V154H229V152L230 151H232V150H234ZM86 150V152L83 150ZM86 148V147H85ZM93 148V147H92ZM118 148V147H117ZM153 148V147H152ZM163 148V147H162ZM167 148V147H166ZM166 148H164V149H166ZM177 148H178V145L176 146V150H177ZM198 148V147H197ZM37 149V150H36ZM69 149V148H68ZM68 149H67V152H68ZM70 149H71V147H70ZM78 149V151H76ZM91 149V148H90ZM99 149V148H98ZM121 149V148H120ZM147 149H149V147H147ZM163 149V150H164ZM171 149V148H170ZM169 149V150H170ZM179 149V148H178ZM188 149V148H187ZM201 149V148H200ZM200 149H198V150H200ZM48 150V149H47ZM95 150V149H94ZM102 149L100 148V151H101ZM118 150V149H117ZM122 150V149H121ZM154 150V149H153ZM156 150V149H155ZM160 150V149H159ZM163 150H161L162 152H164ZM93 151V150H92ZM96 151V150H95ZM123 151V150H122ZM161 151H159V152H161ZM182 151V150H181ZM193 151V150H192ZM196 151V150H195ZM51 152V151H50ZM119 152V151H118ZM121 152V151H120ZM161 152V153H162ZM165 152H167V151H165ZM170 152H172V150L170 151ZM169 152V153H170ZM177 152V154H178V152H179V150L178 151H176ZM184 152V151H183ZM6 153V152H5ZM8 153V152H7ZM48 153V152H47ZM106 153V152H105ZM111 153V152H110ZM122 153V152H121ZM125 153H126V151H125ZM125 153H123V154H125ZM146 153V152H145ZM180 153V152H179ZM196 153H197V151H196ZM199 153V152H198ZM197 153V154H198ZM3 154H4V152H3ZM3 154H1V155H3ZM104 154V153H103ZM102 153H101V155H103ZM122 154V155H123ZM147 154V153H146ZM157 154H160V153H158V151H157ZM156 154V156H158ZM172 154H174V152L172 153ZM176 154V155H177ZM91 155V154H90ZM97 155V154H96ZM100 155V154H99ZM116 155V154H115ZM118 155V154H117ZM162 155H163V153H162ZM166 155V154H165ZM178 155H180V154H178ZM202 155V154H201ZM51 156V155H50ZM49 156V157H50ZM95 156V155H94ZM112 156V155H111ZM126 156V155H125ZM149 156V155H148ZM151 156V155H150ZM152 156H153V154H152ZM186 156V155H185ZM11 157V156H10ZM102 157V156H101ZM105 157V156H104ZM106 157H108L107 155H106ZM118 157V156H117ZM129 157V156H128ZM146 157H147V155H146ZM165 157V156H164ZM163 157V158H164ZM177 157H179V156H177ZM176 157V158H177ZM181 158H182V156H180ZM188 157V156H187ZM202 157V156H201ZM91 158V157H90ZM97 158V157H96ZM109 158V157H108ZM149 158H152V157H149ZM162 158V159H163ZM166 158H167V156H166ZM166 158H164V159H166ZM169 158V157H168ZM166 159L167 161L169 160V159ZM93 159V158H92ZM95 159V158H94ZM117 159H119V158H117ZM116 159V160H117ZM124 159V158H123ZM129 159V158H128ZM145 159V158H144ZM156 159H158V158H156ZM160 160V161H163V160ZM4 159H2V161H3ZM8 160V159H7ZM12 159H10V161H11ZM31 160V159H30ZM113 160V159H112ZM111 160V161H112ZM116 160H113V162L114 161H116ZM147 160V159H146ZM165 160V161H166ZM46 161V160H45ZM121 161H122V159H121ZM136 161V160H135ZM142 161V160H141ZM148 161V160H147ZM152 161V160H151ZM155 161V160H154ZM158 161H159V159H158ZM159 161V162H160ZM164 161V162H165ZM170 161V160H169ZM168 161V162H169ZM173 161V160H172ZM246 161V162H245ZM0 162H1V160H0ZM5 162H7V161H5ZM4 162V163H5ZM12 162V161H11ZM25 162H23V164L25 163ZM33 162V161H32ZM90 162V161H89ZM88 162V163H89ZM93 162H95V161H93ZM107 162V161H106ZM112 162V163H113ZM123 162V161H122ZM128 162V161H127ZM202 162V161H201ZM203 162H204V160H203ZM1 163H3V162H1ZM8 163V162H7ZM7 163H5V164H7ZM16 163V162H15ZM15 163H14V165H15ZM30 163V162H29ZM29 163H26L25 164V167H26V169H28L29 167H28V165L27 164H29ZM91 163V162H90ZM108 163V162H107ZM111 163V164H112ZM116 163H117V161H116ZM131 163V162H130ZM151 163V162H150ZM150 163H146V164H150ZM154 163V162H153ZM163 163V162H162ZM176 163V162H175ZM248 163V164H247ZM10 164V163H9ZM9 164H8V166H9ZM97 164H99L98 165V172H96V174H94V175H97V174H99V172L101 171V170H107L108 169V164H106L105 165V163H104V159L103 158H101V160L97 163ZM123 164H125V163H123ZM127 164V163H126ZM125 164V165H126ZM201 164H203V163H201ZM213 164V163H212ZM234 164V163H233ZM241 164V165H240ZM31 165V164H30ZM44 165H46V164H44ZM62 165V164H61ZM118 165V164H117ZM154 165V164H153ZM160 165V164H159ZM167 165V164H166ZM222 165V164H221ZM227 165V164H226ZM238 165H236L235 164V166H238ZM1 166V165H0ZM97 166V165H96ZM109 166H110V164H109ZM121 166V165H120ZM126 166H128V165H126ZM131 166V165H130ZM155 166V165H154ZM163 166V165H162ZM161 166V167H162ZM182 166H183V164H182ZM206 166V165H205ZM214 166V165H213ZM7 167V166H6ZM47 167V166H46ZM61 167V166H60ZM161 167H160V169H161ZM165 167V166H164ZM171 166H169L168 168H170ZM185 167V166H184ZM11 168V167H10ZM83 168H85V167H83ZM124 168V167H123ZM143 168V167H142ZM150 168H153V166L152 167H150ZM157 165H156V170H157ZM167 168V169H168ZM179 168V167H178ZM201 168V167H200ZM199 168V169H200ZM207 168V167H206ZM230 168H231V166L229 167V166H227V168L226 169H228V170H230ZM233 168V167H232ZM236 168V167H235ZM258 168V167H257ZM8 169V168H7ZM13 169V168H12ZM87 168H85V170H86ZM91 169H93V168H91ZM91 169H89V170H91ZM118 168H116V170H117ZM122 169V168H121ZM131 169V168H130ZM163 169V168H162ZM177 169V168H176ZM186 169V168H185ZM211 169V168H210ZM11 169H9V171H10ZM22 170V169H21ZM81 170V169H80ZM83 170V169H82ZM84 170V171H85ZM144 170V169H143ZM147 170V169H146ZM152 170V169H151ZM171 170V169H170ZM205 170V169H204ZM246 170V169H245ZM255 170V169H254ZM5 170H3V172H4ZM12 171V170H11ZM15 171V170H14ZM91 171H93V170H91ZM91 171H89V172H91ZM95 171V170H94ZM112 171H114V170H112ZM122 171H124V170H122ZM145 171V170H144ZM143 171V172H144ZM153 171V170H152ZM167 171V170H166ZM166 171H164V172H166ZM172 171V170H171ZM182 171V170H181ZM20 172V171H19ZM107 172V171H106ZM106 172H104V173H106ZM126 172H127V170H126ZM133 172V171H132ZM147 172V171H146ZM154 172V171H153ZM156 172H158V171H156ZM163 172V173H164ZM170 172V171H169ZM172 172H174V171H172ZM178 172H180V171H178ZM188 172V171H187ZM220 172H222V171H220ZM93 173H95V172H93ZM93 173H92V175H93ZM101 173V172H100ZM125 173V172H124ZM171 173V172H170ZM175 173V172H174ZM173 173V174H174ZM183 173V172H182ZM201 173V172H200ZM199 173V174H200ZM207 173V172H206ZM209 173V172H208ZM224 173V172H223ZM235 173V172H234ZM240 173H242V172H240ZM240 173L238 172V173H235L234 174V177H233V179L234 180H232V183L233 184H237V186L239 185L240 187H242V186H244V185H246L245 184V181H244V179H242L241 178V175H240ZM244 173V172H243ZM256 173V172H255ZM23 174H24V172H23ZM31 174V173H30ZM82 174V173H81ZM91 174V173H90ZM107 174V173H106ZM169 174V173H168ZM172 174V173H171ZM176 175H177V173H175ZM180 174H181V172H180ZM187 174V173H186ZM26 175V174H25ZM27 175H29V174H27ZM92 175H89V177L90 176H92ZM93 175V176H94ZM104 175V174H103ZM109 175V174H108ZM111 175V177H112V174H110ZM120 175V174H119ZM170 175V174H169ZM181 175H183V174H181ZM180 175V176H181ZM198 175V174H197ZM196 175V176H197ZM212 175H217L216 173H212ZM225 175V174H224ZM243 175V174H242ZM245 175V174H244ZM243 175V176H244ZM16 176V175H15ZM18 176H20V174L18 175ZM30 176H33V175H30ZM105 176V175H104ZM114 176V175H113ZM159 176H160V174H159ZM167 176V175H166ZM165 175H164V177L163 176H161V177H163V178H165L166 177ZM187 176H189V175H187ZM195 176V175H194ZM195 176V177H196ZM199 176V175H198ZM201 176V175H200ZM206 176V175H205ZM233 176V175H232ZM251 176V175H250ZM263 176H261V178H260V180H264V177ZM29 177V176H28ZM35 177V176H34ZM80 177V176H79ZM89 177H88V175H84V176H82L81 177V179H82V183L81 184H79V185H81V187H82V189H81V192H85L86 190H90V193H91V195L93 194V193H96V192H98L97 191V189H99L98 188V186H97V184L92 180V181H89L88 179H89ZM107 177V176H106ZM110 177V176H109ZM108 177V178H109ZM170 177H171V175H170ZM175 177V179H176V177H178V175L177 176H174ZM194 177V178H195ZM202 177V176H201ZM213 177V176H212ZM246 177V176H245ZM13 178V177H12ZM24 178V177H23ZM30 178H32V177H30ZM29 178V179H30ZM36 178V177H35ZM77 178V177H76ZM94 178V177H93ZM99 178V177H98ZM138 178H139V176H138ZM141 178V177H140ZM180 178V177H179ZM197 178V177H196ZM200 178V177H199ZM220 178V177H219ZM223 178H224V176H223ZM249 178H251V177H249ZM6 179V178H5ZM13 179H15V177L13 178ZM221 179V178H220ZM229 179H230V177H229ZM257 179V178H256ZM256 179H254V180H252V179H249V181H252V183H253V181L255 182V180ZM24 180V179H23ZM27 180V179H26ZM25 180V181H26ZM36 180H38V179H36ZM99 180V179H98ZM109 180V179H108ZM169 181H170V179H168ZM195 180V179H194ZM197 180H199V179H197ZM196 180V181H197ZM248 180V179H247ZM246 180V181H247ZM259 180V179H258ZM21 181V180H20ZM189 181V180H188ZM206 181V180H205ZM218 181V180H217ZM229 181V180H228ZM231 181V180H230ZM18 182V181H17ZM27 182V181H26ZM31 182V181H30ZM75 182V181H74ZM77 182H79V181H77ZM76 182V183H77ZM110 182V181H109ZM113 182V181H112ZM140 182V180L137 182V183H139ZM161 182H163V181H161ZM180 182V181H179ZM178 182V183H179ZM16 183V182H15ZM29 183V182H28ZM76 183H75V185H76ZM95 183V184H94ZM107 183V182H106ZM175 183V182H174ZM178 183H177V185H178ZM183 183V182H182ZM191 183H192V181H191ZM195 183V182H194ZM205 183V182H204ZM247 183H248V181H247ZM261 182H259L258 183V185H261L260 184ZM22 183H20V186H22L21 185ZM24 184V183H23ZM105 184V183H104ZM117 184V183H116ZM116 184H113V185H116ZM180 184V183H179ZM249 184V183H248ZM255 184V183H254ZM18 185V184H17ZM24 185H26V184H24ZM32 185V184H31ZM90 186L89 188H88V186ZM108 185V184H107ZM140 185V187H141V184H139ZM159 185H160V183H159ZM158 185V186H159ZM167 185V184H166ZM176 185V184H175ZM177 185L176 186H174V184L172 185V186H174V189H175V187H177ZM193 185V184H192ZM195 185V184H194ZM193 185V186H194ZM200 185V184H199ZM226 185V184H225ZM10 186V185H9ZM36 186V185H35ZM106 186V185H105ZM157 186V187H158ZM179 186V185H178ZM234 186V185H233ZM263 186H264V182H263ZM23 187V186H22ZM21 187V188H22ZM25 187V186H24ZM38 187V186H37ZM56 187H58V188H56ZM78 187V186H77ZM104 187V186H103ZM139 187V188H140ZM169 187H170V185H169ZM228 187V186H227ZM230 187V186H229ZM246 187H249L248 185L246 186ZM252 187L254 188V186L252 185ZM251 187V188H252ZM13 188V187H12ZM80 188V187H79ZM100 188H102V186L100 187ZM109 188V187H108ZM106 189V188H103L104 190H106V191H108L107 193H109V192H111V191H114L115 190V188H113V189ZM134 188H136V187H134ZM154 188V187H153ZM162 188V187H161ZM160 188V189H161ZM173 188V187H172ZM192 188V187H191ZM207 188V187H206ZM244 188V187H243ZM250 188V187H249ZM250 188V189H251ZM258 188V187H257ZM29 190H30V185H29V188H28ZM32 189H33V187H32ZM41 189H42V187H41ZM177 189V188H176ZM202 189H204V188H202ZM202 189H201V191H202ZM235 189V188H234ZM237 189V188H236ZM239 189V188H238ZM249 189V190H250ZM260 190H263L264 188H262L261 189V186H260V188H259ZM259 189H257V190H259ZM10 190V189H9ZM20 190V189H19ZM43 190V189H42ZM117 190V189H116ZM133 190V189H132ZM167 190H169L168 189V187H167ZM199 190V189H198ZM205 190V189H204ZM252 190V189H251ZM254 190V189H253ZM256 190V191H257ZM259 190V191H260ZM73 191L75 192V190L73 189ZM103 191V190H102ZM102 191H100V192H102ZM159 191V190H158ZM171 191V190H170ZM237 191V190H236ZM240 191H243L244 193H247V192H245V190H243V189H241ZM246 191H248V190H246ZM74 192H71V194H73ZM131 192V191H130ZM133 192V191H132ZM135 192V191H134ZM178 192V191H177ZM242 192V193H243ZM252 192V191H251ZM143 193V192H142ZM159 193H161V192H159ZM165 193V192H164ZM171 193V192H170ZM243 193V194H244ZM253 193H255V192H253ZM256 193H259V192H256ZM261 193V192H260ZM264 192H262L261 194H263ZM13 194V193H12ZM80 194V193H79ZM87 194V193H86ZM110 194V193H109ZM116 194V193H115ZM122 194H124V193H122ZM132 194V193H131ZM134 194V193H133ZM181 194V193H180ZM193 194V193H192ZM199 194V193H198ZM49 195V196H50ZM125 195V194H124ZM136 195V194H135ZM134 195V196H135ZM257 195H259L260 196V194H257ZM1 196V195H0ZM48 196V197H49ZM83 196V195H82ZM81 196V197H82ZM95 196V195H94ZM98 196V195H97ZM126 196V195H125ZM128 196V195H127ZM133 196V197H134ZM152 196H154V195H152ZM166 196V195H165ZM169 196H170V194H169ZM194 196V195H193ZM192 196V197H193ZM251 196V195H250ZM249 196V197H250ZM256 196V195H255ZM42 197H44V196H42ZM74 197V196H73ZM80 197V198H81ZM85 197V196H84ZM89 197V196H88ZM173 197V196H172ZM176 197V196H175ZM185 197H188V196H185ZM247 197V196H246ZM15 198H16V196H15ZM83 198V197H82ZM86 198V197H85ZM105 198V197H104ZM107 198V197H106ZM128 198V197H127ZM149 198H150V195H149ZM166 198V197H165ZM226 198V197H225ZM227 198H228V196H227ZM253 198V197H252ZM256 198L257 199H261V197H255L254 199L256 200ZM49 201H50V203H51V201H52V198L50 199V198H47ZM74 199V198H73ZM109 198H107V200H108ZM122 199V198H121ZM146 199V198H145ZM150 199H152V197L150 198ZM171 199V198H170ZM188 199V198H187ZM193 198H191V200H192ZM195 199V198H194ZM249 199H251V198H249ZM93 200V199H92ZM102 200V197L100 196L99 198H96L95 200H94V203L93 204H90V203H92L93 201H91V202H89V204L90 205H88L87 203H83V204H87L88 205V207H87V205H86V207H84V205L83 206H81L80 205V207H84V209H82L80 212H77V216H81V217H78V219L80 218H87V220H84V222H83V220L81 221V222H83V223H81L80 221V223L82 224L81 226H78L77 224L76 225H74V226H72V229H71V232H74L73 234H71V238H74V240L72 241V244H74V248L76 247L75 246V244H76V242L81 238V236H80V238L78 239V237H79V229L81 228V227H83L84 228V226L85 225H87L89 222H95V224L105 215V214H107L106 212L107 211H112V209H110L108 206H107V204H111V203H119L118 201H117V199H115V196H113V197H111V199H109L108 201H105V202H102L101 201ZM131 200V199H130ZM160 200V199H159ZM158 199L156 200V201H159ZM165 200V199H164ZM254 200V201H255ZM75 201V200H74ZM88 201V200H87ZM123 201V200H122ZM187 201H190V200H187ZM198 201H200V200H198ZM249 201V200H248ZM260 201H262V200H260ZM86 202V201H85ZM133 202V201H132ZM161 202H164V201H161ZM170 202V201H169ZM191 202V201H190ZM250 202V201H249ZM248 202V203H249ZM253 202V201H252ZM47 203V202H46ZM159 203V202H158ZM172 203V202H171ZM176 203V202H175ZM193 203V202H192ZM247 203V202H246ZM255 203H256V201H255ZM259 202L257 201V203L256 204H258ZM42 204V203H41ZM40 204V205H41ZM149 204V203H148ZM166 203L164 202V204H162L163 206L165 205ZM173 204H174V202H173ZM172 204V205H173ZM43 205H45V204H43ZM47 205V204H46ZM77 205V204H76ZM120 205V204H119ZM119 205H117V206H119ZM142 205V204H141ZM159 205V204H158ZM190 205V204H189ZM200 205V204H199ZM1 206V205H0ZM39 206V205H38ZM116 206V205H115ZM159 206H161V205H159ZM158 206V207H159ZM163 206H161L160 208H162ZM174 206V205H173ZM258 206V205H257ZM4 207V206H3ZM41 207H42V205H41ZM41 207H40V209H41ZM78 207H79V205H78ZM113 207V206H112ZM154 207H155V205H154ZM157 207V206H156ZM166 207V206H165ZM164 207V208H165ZM168 207H171V206H168L167 205V208ZM177 207V206H176ZM261 207V206H260ZM50 210H49V209ZM114 209L113 210H115V208L116 207H113ZM118 208V207H117ZM120 208V207H119ZM118 208V209H119ZM122 208V207H121ZM120 208V210H122ZM140 208H142V206L140 207ZM145 208V207H144ZM143 208V209H144ZM150 208V207H149ZM153 208V207H152ZM222 208V207H221ZM257 208H259V207H257ZM157 209H159V208H157ZM166 209V208H165ZM254 209H256V207H254ZM261 209V208H260ZM44 212H47L46 211V209L44 208ZM136 210H137V208H136ZM153 210V209H152ZM156 210V208L154 209V211ZM160 210V209H159ZM162 210V209H161ZM164 210V209H163ZM162 210V211H163ZM172 210H175V208L174 209H172ZM116 211V210H115ZM114 211V212H115ZM134 211V210H133ZM203 211V210H202ZM38 212H40V211H38ZM37 212V213H38ZM41 212H43V209L41 210ZM41 212H40V214H41ZM124 212V211H123ZM156 212L157 213H159L157 210H156ZM166 212H169L168 211V209H167V211ZM174 212V211H173ZM80 213V214H79ZM163 213V212H162ZM165 213V212H164ZM170 213H171V211H170ZM40 214L38 213V214H36V215H38V216H40ZM47 214V213H46ZM75 212H74V216H75ZM121 214V213H120ZM141 214V213H140ZM139 214V215H140ZM156 214V213H155ZM167 214V213H166ZM43 215H45L44 213H43ZM51 215V214H50ZM118 215V214H117ZM157 215V214H156ZM156 215H154V216H156ZM163 215H165V214H163ZM172 215V214H171ZM15 216V215H14ZM13 216V217H14ZM33 216H34V214H33ZM32 216V217H33ZM38 216H36L37 217V220H39L40 219V217H38ZM73 216V217H74ZM106 216V215H105ZM104 216V217H105ZM152 216H153V214H152ZM152 216H151V214L150 215H147V218L148 219H150V221L151 222H153L154 220H153V218H152ZM168 216V215H167ZM166 216V217H167ZM170 216V215H169ZM173 216V215H172ZM172 216L171 217H169L170 219L169 220H172L173 221V219H171L172 218ZM35 217V216H34ZM33 217V218H34ZM41 217H43L42 216V214H41ZM44 217H46V216H44ZM51 217H48L47 216V218H51ZM62 217V218H63ZM157 217V216H156ZM165 217V218H166ZM174 218H175V215L173 216ZM32 218V219H33ZM39 218V219H38ZM106 218V217H105ZM135 218V217H134ZM160 218V217H159ZM163 218V217H162ZM17 219V218H16ZM35 219V218H34ZM44 219V218H43ZM43 219H40L39 220V222L41 221V220H43ZM54 219V220H55ZM74 219H75V217H74ZM73 219V220H74ZM132 219H133V217H132ZM136 219V218H135ZM156 219V218H155ZM158 219V218H157ZM164 219V218H163ZM209 219V218H208ZM214 219V218H213ZM223 219V218H222ZM36 220V221H37ZM72 220V221H73ZM159 220V219H158ZM216 220V219H215ZM20 221V220H19ZM47 221H48V219H47ZM88 221V222H87ZM101 221V220H100ZM143 221V220H142ZM160 221V220H159ZM163 221V220H162ZM166 221H167V219H166ZM165 221V222H166ZM206 221V220H205ZM209 221V220H208ZM211 221V220H210ZM209 221V222H210ZM217 221V220H216ZM8 222V221H7ZM44 222H46V221H44ZM52 223H53V220L51 221ZM67 222V221H66ZM161 222V221H160ZM164 222V223H165ZM212 222V221H211ZM20 223V222H19ZM43 222L41 221V224H42ZM49 223V222H48ZM77 223V222H76ZM104 223V222H103ZM133 223V222H132ZM154 223V222H153ZM167 223H168V221H167ZM170 223V222H169ZM207 223V222H206ZM215 223V222H214ZM219 222L217 221V224H218ZM37 224L38 223H36V225H34V226H37ZM68 224V223H67ZM66 223H65V225H67ZM74 224H75V222H74ZM155 224V223H154ZM161 224V223H160ZM172 224H173V222H172ZM204 224V223H203ZM39 225V224H38ZM43 225L45 226V223H43ZM46 225H49V224H46ZM93 225V224H92ZM100 225V224H99ZM142 225H143V223H142ZM149 225V224H148ZM163 225V224H162ZM21 226V225H20ZM33 225H31V227H32ZM69 226V225H68ZM135 226V225H134ZM164 226V225H163ZM200 226V225H199ZM40 227V226H39ZM47 227V226H46ZM50 227V226H49ZM88 227V226H87ZM97 227V226H96ZM161 227V226H160ZM172 227H176V224H174ZM171 227V228H172ZM206 227V226H205ZM207 227H210L209 225H208V223H207ZM213 227V226H212ZM16 228V227H15ZM41 228H42V226H41ZM52 228V227H51ZM67 228V227H66ZM69 228V227H68ZM91 228V227H90ZM89 228V229H90ZM99 228V227H98ZM162 228V227H161ZM170 228V229H171ZM32 229V228H31ZM33 229H37V227L36 228H33ZM65 229V228H64ZM70 229V228H69ZM101 229H103V228H101ZM163 229H164V227H163ZM216 229V228H215ZM224 229V231H225V228H223ZM222 229V230H223ZM16 230V229H15ZM43 230V229H42ZM41 230V231H42ZM48 230V229H47ZM50 230V229H49ZM74 230V231H73ZM100 230V229H99ZM124 230V229H123ZM158 230V229H157ZM169 230V229H168ZM198 230V229H197ZM200 230V229H199ZM17 232H18V236L19 237H21L24 241H26L27 243H28V246H29V250L31 251V252H33L34 251V245H33V243H32V241L30 240V238L28 237V236H26L25 234H23V232L20 230V228L19 227H17V230H16ZM30 231V230H29ZM35 231V230H34ZM82 231H84L85 232V230H82ZM96 231V230H95ZM135 231H137V230H135ZM111 232V231H110ZM110 232H109V234H110ZM168 232V231H167ZM220 232V231H219ZM238 232V231H237ZM245 232V231H244ZM247 232V231H246ZM38 233V232H37ZM68 233V232H67ZM87 233V232H86ZM104 233H106V232H104ZM115 233V232H114ZM136 233V232H135ZM159 233V232H158ZM160 233H162V232H160ZM164 233H166V232H163V234ZM211 233H213L212 231H211ZM40 234V233H39ZM38 234V235H39ZM76 234H78V236L76 235ZM89 234V233H88ZM88 234H86V235H88ZM103 234V233H102ZM116 234V233H115ZM131 234V233H130ZM220 234H223V233H220ZM238 234V233H237ZM244 234V233H243ZM46 235V234H45ZM67 235V234H66ZM92 235V234H91ZM90 235V236H91ZM93 235H95V234H93ZM108 236V239H107V236ZM105 235V237H106V239H107V241H105L104 242V244H102V245H99L97 242H95L96 243V246H98V248L99 249H101L99 252H96V251H98V250H95V252H93L92 250V254L90 253V254H87L84 258H83V260L84 259H86V263L87 264H122V263H120V260L117 258V256L116 255H119L120 253L122 254V251L125 249V247L123 246V245H121V244H119V243H116V242H113L112 243V240L114 239H116V237L114 236V234L112 235H108V234H106ZM148 235V234H147ZM162 235V234H161ZM166 235H167V233H166ZM166 235H164L165 236V238H167L166 237ZM224 235V234H223ZM235 235V234H234ZM40 236V235H39ZM38 236V237H39ZM96 236V235H95ZM99 236V235H98ZM98 236H96V237H98ZM102 237H103V235H101ZM100 236V237H101ZM118 236V235H117ZM163 236V235H162ZM201 236V235H200ZM208 238H211L210 237V235L208 234ZM214 236V235H213ZM220 236H222V235H220ZM237 236V235H236ZM50 237V236H49ZM69 237V236H68ZM77 237V238H76ZM93 237V236H92ZM92 237H91V239H89V240H93L92 239ZM99 237V238H100ZM104 237V238H105ZM127 237V236H126ZM132 237V236H131ZM153 237V236H152ZM161 238V236H157V238ZM202 237V236H201ZM201 237H199V239L201 238ZM246 237V236H245ZM15 238V237H14ZM32 238H33V236H32ZM66 238V237H65ZM88 238H90V237H88ZM94 238V237H93ZM128 238V237H127ZM150 238V237H149ZM156 238V237H155ZM156 238V239H157ZM165 238H164V240H165ZM168 238H169V236H168ZM181 238V237H180ZM183 238V237H182ZM216 238H217V236H216ZM234 238V237H233ZM243 238V237H242ZM63 239V238H62ZM84 239H85V237H84ZM97 238H95V240H96ZM100 239H102V238H100ZM154 239V238H153ZM152 239V240H153ZM205 239V238H204ZM58 240V239H57ZM65 240V239H64ZM81 240V239H80ZM83 240V239H82ZM82 240L80 241V242H82ZM105 240V239H104ZM127 240V239H126ZM150 240V239H149ZM163 240V241H164ZM171 240V239H170ZM182 240V239H181ZM187 240V239H186ZM201 240V242L203 241H205V240H202V239H200ZM199 240V241H200ZM209 240V239H208ZM208 240L206 241V243L208 242ZM211 240V239H210ZM219 240V239H218ZM217 240V241H218ZM221 240H223V239H221ZM225 240V239H224ZM223 240V241H224ZM230 240V239H229ZM232 240V239H231ZM30 241V242H29ZM48 241V240H47ZM51 241V240H50ZM67 241V240H66ZM180 241V240H179ZM191 241V240H190ZM212 241H213V239H212ZM228 241V240H227ZM58 242V241H57ZM79 242V243H80ZM94 242H93V244H94ZM100 242V241H99ZM126 242V241H125ZM182 242V241H181ZM210 242V241H209ZM209 242L207 243L208 244V247H209ZM231 242V241H230ZM229 242V243H230ZM238 242V241H237ZM61 243V242H60ZM84 243V242H83ZM120 243H122V241L120 242ZM136 243V242H135ZM159 243H160V241H159ZM158 243V244H159ZM190 243V242H189ZM205 243V244H206ZM213 243V242H212ZM220 243H223V242H220ZM226 243V242H225ZM49 244V243H48ZM50 244H52V243H50ZM54 244V243H53ZM92 244V245H93ZM98 244V245H97ZM156 244V243H155ZM184 244V243H183ZM187 244V243H186ZM207 244H206V246H207ZM219 244V243H218ZM238 244H239V242H238ZM69 245H71V244H69ZM84 245V244H83ZM87 245H90V243H88ZM151 245V244H150ZM193 245V244H192ZM215 245V244H214ZM224 245V244H223ZM228 245V244H227ZM57 246V245H56ZM78 246V245H77ZM91 246V245H90ZM157 246V245H156ZM181 246V245H180ZM188 246V245H187ZM187 246H185V247H187ZM59 247V246H58ZM62 247H63V245H62ZM62 247H60V248H62ZM71 247H72V245H71ZM87 246L85 245V248H86ZM158 247V246H157ZM184 246H182V248H183ZM192 247H194V246H192ZM215 247H218V246H215ZM220 247V246H219ZM218 247V248H219ZM49 248V247H48ZM64 248V247H63ZM73 248V247H72ZM83 248H84V246H83ZM84 248V249H85ZM91 248H95V247H91ZM130 248H132V247H130ZM178 248V247H177ZM191 248V247H190ZM209 248H211V247H209ZM218 248H215V249H217L218 250ZM221 248V247H220ZM219 248V249H220ZM38 249V248H37ZM54 249V248H53ZM55 249H56V247H55ZM129 249V248H128ZM188 249V248H187ZM215 249H214V251H215ZM57 250V249H56ZM58 250H60L61 251V249H58ZM62 250H64V249H62ZM73 250V249H72ZM145 250V249H144ZM178 250V249H177ZM210 250V249H209ZM29 251V252H30ZM83 251V249L81 250V252ZM140 251V250H139ZM148 251V250H147ZM55 252V251H54ZM70 252V251H69ZM76 252V251H75ZM74 252V253H75ZM79 252V251H78ZM102 252V253H101ZM130 252V251H129ZM128 252V253H129ZM143 252V251H142ZM145 252V251H144ZM150 252H151V250H150ZM209 252V251H208ZM217 252V251H216ZM58 253H60V252H58ZM61 253H62V251H61ZM60 253V254H61ZM73 254V252H70V254ZM83 253V252H82ZM127 253V254H128ZM154 253V252H153ZM57 254V253H56ZM59 254V255H60ZM65 254H66V252H65ZM71 254V255H72ZM80 254V253H79ZM125 254V253H124ZM146 254V253H145ZM150 254H152V253H150ZM68 255V254H67ZM70 255V256H71ZM56 256V255H55ZM183 256H184V254H183ZM186 256H188V255H186ZM66 257V256H65ZM64 257V258H65ZM72 257V256H71ZM159 257V256H158ZM70 258V257H69ZM73 258V257H72ZM75 258V257H74ZM73 258V259H74ZM81 258V257H80ZM198 258V257H197ZM197 258H195V259H197ZM159 259V258H158ZM183 259V258H182ZM190 259V258H189ZM28 260V259H27ZM71 259H69L68 261H70ZM79 260H81V259H78V260H76L79 264H84L83 262L81 263V262H79ZM181 260V259H180ZM188 260V259H187ZM75 261V260H74ZM143 261V260H142ZM199 260L197 259V262H198ZM66 262V261H65ZM137 262H139V261H137ZM144 262V261H143ZM158 262V261H157ZM53 263H54V261H53ZM85 263V264H86ZM134 263V262H133ZM132 263V264H133ZM177 263V262H176ZM176 263H174V264H176ZM190 263V262H189ZM188 263V264H189ZM23 264H24V262H23ZM68 264V263H67ZM144 264H151V262L149 261V260H146L145 262H144ZM181 264V263H180ZM193 264V263H192Z\"/></svg>","mask_w":264,"mask_h":264}]
</instances>
